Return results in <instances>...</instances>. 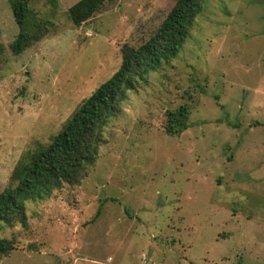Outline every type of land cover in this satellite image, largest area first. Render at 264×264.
Returning a JSON list of instances; mask_svg holds the SVG:
<instances>
[{
	"label": "rangeland",
	"instance_id": "374dc122",
	"mask_svg": "<svg viewBox=\"0 0 264 264\" xmlns=\"http://www.w3.org/2000/svg\"><path fill=\"white\" fill-rule=\"evenodd\" d=\"M79 0H28L48 34L19 55L0 0V191L147 40L176 0H116L74 27ZM188 128L165 133L167 112ZM78 186L23 201L0 264H264V0H204L177 55L107 119Z\"/></svg>",
	"mask_w": 264,
	"mask_h": 264
},
{
	"label": "trees",
	"instance_id": "16d2710c",
	"mask_svg": "<svg viewBox=\"0 0 264 264\" xmlns=\"http://www.w3.org/2000/svg\"><path fill=\"white\" fill-rule=\"evenodd\" d=\"M116 0H79L67 10V18L74 27L92 19L105 4ZM204 0H176L165 19L147 40L121 47V63L112 77L103 83L66 121L51 142L20 160L10 179L15 188L0 191V231L4 227L27 225L24 200L42 199L65 185L78 186L96 162L99 148L105 143L103 128L107 119L120 111L128 93L136 89L146 75L159 70L175 57L186 40ZM56 7V0H46ZM18 34L9 45L13 55L40 41L48 34L50 23L35 20L28 0H8ZM3 46L0 44V55ZM165 133L181 134L188 128V110L180 107L167 112ZM13 244L0 238V258L14 250Z\"/></svg>",
	"mask_w": 264,
	"mask_h": 264
}]
</instances>
